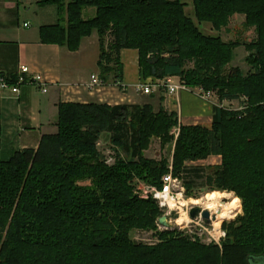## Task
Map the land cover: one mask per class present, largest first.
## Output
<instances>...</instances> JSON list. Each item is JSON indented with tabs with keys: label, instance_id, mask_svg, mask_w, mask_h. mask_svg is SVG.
<instances>
[{
	"label": "trees",
	"instance_id": "16d2710c",
	"mask_svg": "<svg viewBox=\"0 0 264 264\" xmlns=\"http://www.w3.org/2000/svg\"><path fill=\"white\" fill-rule=\"evenodd\" d=\"M40 3L57 5L66 17L41 27L43 42L76 51L82 38L98 32L106 83L123 79L121 52L136 49L142 80L179 76L187 86L216 90L221 101L247 98L242 110L214 103L211 128L181 126L173 162L190 193L205 170L185 167V161L222 155L206 182L235 192L244 214L224 223L228 237L221 246L157 231L159 203L136 195L131 182L139 177L162 188L167 161L146 159L143 151L152 137L163 144L173 140L177 113L155 110L149 102H62L57 133L0 160V264H264V0H193L196 20L181 0ZM88 8L94 16L85 17ZM235 14L245 15L244 26L256 32L251 43H243L254 69L248 73L228 69L242 42L201 27L207 22L221 31ZM104 133L124 154L114 165L98 149ZM134 228L155 230L160 242L131 238Z\"/></svg>",
	"mask_w": 264,
	"mask_h": 264
},
{
	"label": "crops",
	"instance_id": "0c3cea01",
	"mask_svg": "<svg viewBox=\"0 0 264 264\" xmlns=\"http://www.w3.org/2000/svg\"><path fill=\"white\" fill-rule=\"evenodd\" d=\"M40 1L0 0V76L13 80L21 67L26 66L30 76L41 75L45 81V85L22 84L18 98L9 91L0 96V160L11 158L18 150L37 148L43 135L57 133L59 104L62 102H100L102 97L111 105L146 103L137 97L139 93L150 96L149 103L153 104L155 110L162 106L177 113L166 91H155L151 95L135 89L131 92L130 87L135 88L142 81L136 49L121 52L124 71L120 82L127 85L125 93L112 82H107L102 92L91 89L92 75L100 76L98 32L94 30L90 36L82 38L76 51L56 43L43 42L41 27L65 22L66 17L60 13L57 5L41 4ZM94 14L93 8L85 11V17ZM205 24L212 30V25L207 22L201 23V27L205 28ZM177 77L172 76L174 81H178ZM181 98L180 125L203 124V121H199L204 116V113L199 114L201 104L195 101L190 104L193 99L185 91L181 93ZM198 105L200 108L194 107ZM211 111L213 115V107Z\"/></svg>",
	"mask_w": 264,
	"mask_h": 264
},
{
	"label": "rangeland",
	"instance_id": "374dc122",
	"mask_svg": "<svg viewBox=\"0 0 264 264\" xmlns=\"http://www.w3.org/2000/svg\"><path fill=\"white\" fill-rule=\"evenodd\" d=\"M184 2H187L186 12L191 15L195 20V12L193 8V0H182ZM94 9V8H93ZM95 10V9H94ZM66 21V19H65ZM245 22V15L242 14H235L230 18V23L227 28H223L221 31H215L209 29L208 26L205 24V28L202 26V30L205 33H210L213 35H221L222 38L225 41H240L242 42V45L235 47L234 50V59L229 64L228 69L239 67L241 68L245 73H248L250 71H253V67L251 66L250 62L248 61V57L251 54L249 49L247 48V45L243 43H251L254 38H256V32L254 28H246L244 26ZM111 43V38L108 36L106 38V44L107 47ZM178 80H181V78L178 76ZM112 78V83L113 82ZM182 81V80H181ZM190 90H192L193 93H190L188 91H185L188 93L193 99L190 104H193L194 101L196 103L201 104L200 106H194L197 108H200L199 114H203L202 120L203 124L201 126L211 128L212 125H210V120L212 118V107L208 104H204V102L201 99H198L195 95L197 90L204 89L202 86H188ZM134 87H130L131 92H133ZM196 91V92H195ZM165 92V90H163ZM212 92V98H211V104L214 103L223 105L227 108L233 109V110H242L245 106H247V98L242 97L240 99L236 100H226L221 101L218 95V92L216 90H211ZM138 98L140 97L141 102H150L151 98L149 95H141L139 93ZM151 95V94H150ZM184 99V98H183ZM129 100V97L127 98V102ZM199 100V101H197ZM184 102V100H183ZM185 104V103H184ZM208 124V125H206ZM181 126L183 125H175L170 130V135L173 136V140L169 143L163 144L162 139L160 137H152L150 144L147 149L143 151V156L146 159L149 160H155V161H161L166 160L168 165V172L173 171V174L175 177L179 178L182 181V186L184 189H177V193L179 194L175 199H172L173 201L170 203V205L161 207L162 215H167L169 219V223L171 224L169 227L164 225H159V217L157 219V231L163 232V231H176L177 233H180L181 235L188 236L192 241H197L203 244H216L221 246L222 243L227 239L228 237V231L226 227H224V223H236L238 217L244 214L243 209V201L242 206L240 200L236 197V193L229 190H223L216 187H213L209 183L206 182V177L208 174H210L215 168L222 165V155L220 154H209L204 158H198V159H187L185 161V167H203L205 170L204 178L197 179L196 184L192 187L190 193L188 191V186L186 184L187 179L185 178V175H176L174 173V151L176 147L177 139L181 132ZM110 134L104 133L101 136V139L98 143V149L102 154V157L104 158L105 162L109 165H114L120 156H124L123 152L120 151L118 148H116L110 140ZM166 173V174H167ZM165 175V174H164ZM163 175V176H164ZM90 181H83L80 182V184H89ZM132 185L134 187V193L138 195L141 198H149L151 194L149 195V190H151L154 186L150 183H148L146 180L135 177L132 180ZM211 191H228L233 194L234 199L231 204L234 203L235 206V216L232 217L229 220L224 221L223 223H220V226H218V229H215V225L213 224H206L205 220L202 217L192 218L189 214L190 209L193 206H197L192 203V201L198 200L200 201V204L198 206L204 207L205 205V196L207 193ZM238 196V195H237ZM239 207H238V204ZM188 212L189 219H184L185 215L184 212ZM180 218H183L184 220H179ZM214 225V226H213ZM220 227V228H219ZM217 228V227H216ZM154 232V233H153ZM155 230H140L138 228H134L130 231V237L133 239H137L139 237L144 238L142 240L147 241L149 243H159L160 238L159 235L156 234ZM223 233V234H221Z\"/></svg>",
	"mask_w": 264,
	"mask_h": 264
},
{
	"label": "built area",
	"instance_id": "2783aa9c",
	"mask_svg": "<svg viewBox=\"0 0 264 264\" xmlns=\"http://www.w3.org/2000/svg\"><path fill=\"white\" fill-rule=\"evenodd\" d=\"M29 74V68L26 66H22L14 80L9 79L6 76H0V96L6 95V92L9 91L12 96L18 98L20 95V86L24 83L45 85V81L41 75L30 76ZM107 85L108 84L104 82L99 75H92V80L89 87L91 89L102 92ZM113 85L122 90L124 93L127 91V85L121 82L113 83ZM135 90L143 94H152L155 91L165 90L169 94L170 100L175 106V111H177L179 115V125L182 118L181 93L183 91H188L190 93L194 92H192V90H190L189 87L185 85L181 80L174 81L172 76H167L164 78H156L153 76L148 77L140 81L135 87ZM44 91H46V89H44ZM195 95L198 99H201L204 104H208L210 105V107H213V105L211 104V91H205L201 88L197 90ZM100 100V102L102 103H107L103 100L102 97L100 98ZM162 182L163 186L161 189L152 187L148 192L149 195L151 194V197L157 200L161 207H165L170 205V201H173L172 199H175L179 195L177 193V189H184V187L182 186V181L174 176L173 171L165 174L162 177ZM137 239L142 240L144 238L139 237Z\"/></svg>",
	"mask_w": 264,
	"mask_h": 264
},
{
	"label": "bare ground",
	"instance_id": "6f19581e",
	"mask_svg": "<svg viewBox=\"0 0 264 264\" xmlns=\"http://www.w3.org/2000/svg\"><path fill=\"white\" fill-rule=\"evenodd\" d=\"M234 196L232 193L227 191H211L205 196V205L204 208L208 209L212 214V222L217 227L220 226V223H223L226 220L231 219L235 216V206L232 203ZM172 201H170L171 203ZM193 204H200V201H192ZM185 218L189 219L188 212H184ZM180 218L179 220H184ZM213 225V226H214ZM220 228V227H219Z\"/></svg>",
	"mask_w": 264,
	"mask_h": 264
},
{
	"label": "water",
	"instance_id": "95a60500",
	"mask_svg": "<svg viewBox=\"0 0 264 264\" xmlns=\"http://www.w3.org/2000/svg\"><path fill=\"white\" fill-rule=\"evenodd\" d=\"M190 216L192 218H197L198 215H202V218L205 220V222L207 224H211L212 223V214L211 212L202 207V206H193L191 209H190V212H189ZM159 223L164 225V226H170L171 224L169 223V219H168V216L167 215H163L159 218Z\"/></svg>",
	"mask_w": 264,
	"mask_h": 264
},
{
	"label": "flooded vegetation",
	"instance_id": "af4514ba",
	"mask_svg": "<svg viewBox=\"0 0 264 264\" xmlns=\"http://www.w3.org/2000/svg\"><path fill=\"white\" fill-rule=\"evenodd\" d=\"M197 217H202V215H198Z\"/></svg>",
	"mask_w": 264,
	"mask_h": 264
},
{
	"label": "clouds",
	"instance_id": "9594fccd",
	"mask_svg": "<svg viewBox=\"0 0 264 264\" xmlns=\"http://www.w3.org/2000/svg\"><path fill=\"white\" fill-rule=\"evenodd\" d=\"M221 234H223V233H221Z\"/></svg>",
	"mask_w": 264,
	"mask_h": 264
}]
</instances>
